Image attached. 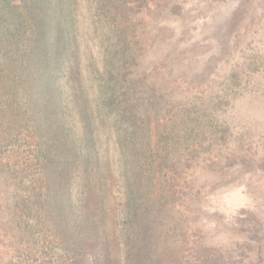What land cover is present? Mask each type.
<instances>
[{
	"label": "trees",
	"instance_id": "obj_1",
	"mask_svg": "<svg viewBox=\"0 0 264 264\" xmlns=\"http://www.w3.org/2000/svg\"><path fill=\"white\" fill-rule=\"evenodd\" d=\"M129 2L0 0V264H174L184 252L167 168L188 136L140 69L142 5ZM224 94L206 97L208 119ZM209 248H193L194 264H228Z\"/></svg>",
	"mask_w": 264,
	"mask_h": 264
},
{
	"label": "rangeland",
	"instance_id": "obj_2",
	"mask_svg": "<svg viewBox=\"0 0 264 264\" xmlns=\"http://www.w3.org/2000/svg\"><path fill=\"white\" fill-rule=\"evenodd\" d=\"M130 2L141 7L131 38L140 69L173 101L168 115L183 118L188 136L181 163L167 168L185 248L174 264H194L197 245L228 264H264L250 236L264 225V0ZM233 69L239 77L225 81ZM222 91L208 119L206 97Z\"/></svg>",
	"mask_w": 264,
	"mask_h": 264
}]
</instances>
